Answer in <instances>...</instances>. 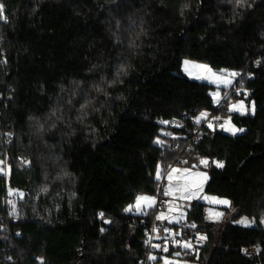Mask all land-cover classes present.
<instances>
[{"label":"trees","instance_id":"obj_1","mask_svg":"<svg viewBox=\"0 0 264 264\" xmlns=\"http://www.w3.org/2000/svg\"><path fill=\"white\" fill-rule=\"evenodd\" d=\"M0 6L6 19L0 161L9 166L7 176L0 174V264H138L145 237L132 220H149L151 209L135 215L125 208L138 195L153 197L157 173L179 155L191 168L206 159L205 192L236 209L213 233L203 206L191 204L186 218L207 239L197 262L264 264V0L237 8L224 0H0ZM183 58L244 74L241 87L254 112L232 115L241 134L207 127L182 152L188 127L169 121L188 123L215 108L209 85L182 73ZM90 86L114 101L95 98L80 126L73 120L77 108L68 104L80 92L92 96ZM32 118L43 119L40 137ZM168 124L172 139L161 136ZM18 164L27 165L21 171ZM56 164L72 184L70 192L52 191L73 196L63 195L49 223L13 219L8 189L29 195L42 181L41 166L57 175L49 167ZM242 216L253 225L234 222ZM253 247L257 253L249 254Z\"/></svg>","mask_w":264,"mask_h":264},{"label":"rangeland","instance_id":"obj_2","mask_svg":"<svg viewBox=\"0 0 264 264\" xmlns=\"http://www.w3.org/2000/svg\"><path fill=\"white\" fill-rule=\"evenodd\" d=\"M251 1L252 0H245L243 3H238L237 0H224V3L233 8H237L246 6ZM5 22L6 19L4 14L0 11V25ZM5 61L4 52L0 51V70L5 69ZM181 71L191 80L207 83L210 88L209 94L212 103L215 108L220 105L215 110L212 120L208 123V127L222 130L224 133L231 135L241 134L243 132L239 131L241 128H238L231 121L232 115H252L254 112L253 103L247 100V93L241 87V80L244 74L242 72L237 74L231 70H214L205 62L194 61L188 58H183L181 60ZM91 90H94L92 96L84 95L80 92L74 96L75 99L68 104L70 108H77L73 114L75 116L73 120H75L74 122L80 126L81 122L78 121L80 114L84 115L86 111L88 113L93 109L95 98H102L106 102L109 100L110 102L114 101L108 96L102 97L100 89L98 88L96 90L92 87ZM241 93H243L242 96L240 95ZM222 99L226 100V104L221 103ZM75 104H79V106L74 107ZM63 113L64 110L62 109L61 116H63ZM208 113L209 112H200L198 116L195 117V120H203ZM41 119L42 118H32L29 121L33 134L39 137L44 132V125L41 123ZM82 121H84V117ZM165 124L167 123L165 122ZM65 127L68 129L69 125H66ZM167 127L168 129L164 128L161 130V136H164L165 139H169L170 137L172 139L173 135L170 131L171 129H169V124ZM50 130L51 127H49V131ZM4 134L8 135V133ZM191 160H196L195 154L192 155ZM202 161L207 162L206 159H201L199 165L195 168L183 166L182 163L170 165L166 168L167 176L165 179V195L169 200V206L165 212L159 214V218L166 220L169 223L176 224L182 217L187 216V211L190 209L192 203L201 204L206 212H210L209 217L212 216L211 213H216L217 215L215 220L212 219L210 221L206 219L207 222L213 224L212 232L214 233L216 229L219 230L221 225L230 220L236 209L231 207L229 200L226 198L205 192V186L208 182L209 176L207 172V163H202ZM26 165L18 164L17 166L19 170L22 171L23 167ZM49 167H53V169L57 168L59 170L58 174L51 175L50 170L41 166L42 181L34 188L32 193H29V195L23 190L8 189L6 201L10 207L9 212L13 219L18 220L24 218L26 215H30L33 219L49 223L56 212L60 210V200L65 199L63 195L70 196V193H58L52 191V186H57L62 188L60 190L61 192H70V185L72 184L70 175L63 172L61 170L62 168L57 164L53 166L50 165ZM8 172L9 166H6V159L4 158L0 161V174L7 176ZM159 177L160 172L157 173V178ZM72 196L73 195L68 198H71ZM138 197H146L148 199L137 202ZM221 201H228V203L225 204ZM153 203L154 199L152 196L141 194L135 198L132 205L125 208V212L141 215L148 212L153 206ZM243 219H247L249 223L247 225L240 223ZM254 221V219L242 216L234 222L238 225L250 226L253 225ZM259 222L264 226V213L259 216ZM201 237L204 238L201 239ZM198 238L200 240L199 244H187L181 242V245L173 246L170 249V252H167L166 248H155L150 255L148 264H201L198 263L196 259L200 249L203 247L202 245L206 244H204L206 237L201 233L198 234ZM257 251L258 249L253 247L248 250V253L254 254L257 253Z\"/></svg>","mask_w":264,"mask_h":264},{"label":"built area","instance_id":"obj_3","mask_svg":"<svg viewBox=\"0 0 264 264\" xmlns=\"http://www.w3.org/2000/svg\"><path fill=\"white\" fill-rule=\"evenodd\" d=\"M226 104V100L222 99V102ZM220 105L217 106V108ZM224 106V105H223ZM214 110L210 111L205 118L201 121H196L195 118L188 117V123L184 120H170L169 123L171 127L176 129H182L188 127L189 136L187 142L185 143L182 152L191 151L196 144L202 138L208 123L212 120V116L215 113ZM199 114V113H198ZM178 147H174L177 150ZM177 164H184V160L181 156H177L175 161ZM167 176V171H163L158 178L156 184L155 194L153 196L154 203L151 208V217L147 219L133 218L132 223L136 227H141L144 232L145 237V250L143 259L138 264H148L151 253L157 249L168 248L169 246L181 245V242L187 244H199L200 240L198 238L199 232L197 230V224L193 221H189L186 217H182L178 223H169L166 220L159 218V214L165 212L169 206V200L165 195V179ZM203 219L206 220L203 214ZM100 220L108 223L109 219L105 218L103 215L100 216ZM207 242H204V244ZM36 261H39L38 256H34Z\"/></svg>","mask_w":264,"mask_h":264},{"label":"snow or ice","instance_id":"obj_4","mask_svg":"<svg viewBox=\"0 0 264 264\" xmlns=\"http://www.w3.org/2000/svg\"><path fill=\"white\" fill-rule=\"evenodd\" d=\"M237 2H238V3H243V2H245V0H237ZM0 9H2V6H0ZM234 75H235V74H234ZM202 115H203V114H202ZM209 126H211V125H209ZM239 131H243V129H240ZM233 134H235V133H233ZM202 163H207V162H206V161H202ZM217 166H218V167H222V166H223L222 162L218 163ZM145 199H148V198H146V197H138V198H137V202H139V201H141V200H145ZM221 202H222V203H225V204L228 203V201H221ZM126 210H128V209H126ZM101 215H103V214L101 213ZM240 223L247 225L249 222L247 221V219H243V220L240 221ZM203 238H204V237H201V239H203ZM186 246H190V245H186Z\"/></svg>","mask_w":264,"mask_h":264},{"label":"crops","instance_id":"obj_5","mask_svg":"<svg viewBox=\"0 0 264 264\" xmlns=\"http://www.w3.org/2000/svg\"><path fill=\"white\" fill-rule=\"evenodd\" d=\"M151 208H152V207H151ZM151 208H150V209H151ZM150 209H149V210H150ZM144 214H145V213H144ZM203 214L205 215V218L208 219V220H210V221H211L212 219L215 220V219L217 218V217H216V216H217L216 213H211L212 216L209 217L210 212H206V211L204 210V208H203ZM218 217H219V216H218ZM209 218H210V219H209Z\"/></svg>","mask_w":264,"mask_h":264}]
</instances>
